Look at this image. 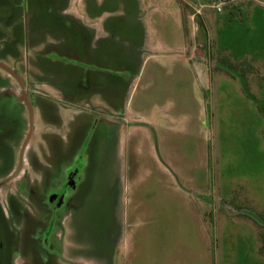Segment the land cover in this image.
<instances>
[{"label":"rangeland","instance_id":"374dc122","mask_svg":"<svg viewBox=\"0 0 264 264\" xmlns=\"http://www.w3.org/2000/svg\"><path fill=\"white\" fill-rule=\"evenodd\" d=\"M218 1L0 0V264H264V0Z\"/></svg>","mask_w":264,"mask_h":264},{"label":"flooded vegetation","instance_id":"af4514ba","mask_svg":"<svg viewBox=\"0 0 264 264\" xmlns=\"http://www.w3.org/2000/svg\"><path fill=\"white\" fill-rule=\"evenodd\" d=\"M0 64L2 66L6 67L2 63H0ZM0 69L3 70L8 76L15 78V79H18L20 81L19 76H17V74L13 70H11L9 68H7V70H6L5 68H3L1 66H0ZM15 99L17 100V103L20 105L21 109H24L27 107L31 108L30 102H29V95L24 90H22L18 93L15 92V96H14V98H12V103L16 102ZM1 136L4 138L5 133ZM17 136H18L17 140L15 139L16 145L14 146V153H15L14 161L15 162L13 163V165L10 164L9 170L7 171V174L5 176V181L0 180V185L3 184L6 186L7 183L10 182V180H13V178L19 173V171L21 170L23 165L25 163L27 164V162L29 161V158H31V156L35 157V155H34L35 152L33 150H31V148H32L31 141L33 138V128H31V124L28 121H27V125L24 128H21L17 132ZM7 164H8V162H7ZM75 173H76L75 170H71V171L67 172L68 180L73 178L75 176ZM22 174L19 173L18 176H20ZM60 195H61V192H59V189L57 188V189L51 191L47 195L46 199L47 198L49 199L48 200L49 203L56 204L60 198Z\"/></svg>","mask_w":264,"mask_h":264},{"label":"crops","instance_id":"0c3cea01","mask_svg":"<svg viewBox=\"0 0 264 264\" xmlns=\"http://www.w3.org/2000/svg\"><path fill=\"white\" fill-rule=\"evenodd\" d=\"M163 116L167 117L168 114L164 113ZM132 125H133V124H132ZM139 130H140V127H139L138 125H134V126H132V127L130 128V132H129V134H128V136H130L128 139L131 140L130 138H132L134 134L138 133ZM142 130H143V129H142ZM166 221H167V220H166ZM171 226H172V225L169 223V229H170Z\"/></svg>","mask_w":264,"mask_h":264},{"label":"built area","instance_id":"2783aa9c","mask_svg":"<svg viewBox=\"0 0 264 264\" xmlns=\"http://www.w3.org/2000/svg\"><path fill=\"white\" fill-rule=\"evenodd\" d=\"M224 0H219L217 3H215L212 8L216 11L219 12L222 8V6L224 5Z\"/></svg>","mask_w":264,"mask_h":264},{"label":"water","instance_id":"95a60500","mask_svg":"<svg viewBox=\"0 0 264 264\" xmlns=\"http://www.w3.org/2000/svg\"><path fill=\"white\" fill-rule=\"evenodd\" d=\"M0 66H1V67H3V68H5V69L7 70V68H6V67H4V66H2L1 64H0Z\"/></svg>","mask_w":264,"mask_h":264}]
</instances>
